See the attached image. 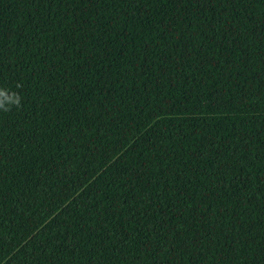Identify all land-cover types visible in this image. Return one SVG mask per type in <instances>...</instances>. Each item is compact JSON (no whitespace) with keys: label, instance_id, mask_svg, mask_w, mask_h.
I'll return each instance as SVG.
<instances>
[{"label":"trees","instance_id":"1","mask_svg":"<svg viewBox=\"0 0 264 264\" xmlns=\"http://www.w3.org/2000/svg\"><path fill=\"white\" fill-rule=\"evenodd\" d=\"M0 91V264H264V0H0Z\"/></svg>","mask_w":264,"mask_h":264},{"label":"clouds","instance_id":"2","mask_svg":"<svg viewBox=\"0 0 264 264\" xmlns=\"http://www.w3.org/2000/svg\"><path fill=\"white\" fill-rule=\"evenodd\" d=\"M0 95H4V92L3 91H0ZM16 103L18 104L19 103V99L17 98L16 100ZM7 110V109H6Z\"/></svg>","mask_w":264,"mask_h":264}]
</instances>
